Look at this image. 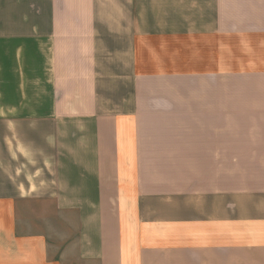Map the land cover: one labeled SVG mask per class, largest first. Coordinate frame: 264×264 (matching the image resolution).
Segmentation results:
<instances>
[{
	"label": "crops",
	"instance_id": "1",
	"mask_svg": "<svg viewBox=\"0 0 264 264\" xmlns=\"http://www.w3.org/2000/svg\"><path fill=\"white\" fill-rule=\"evenodd\" d=\"M0 207V264H264V0H0Z\"/></svg>",
	"mask_w": 264,
	"mask_h": 264
},
{
	"label": "rangeland",
	"instance_id": "2",
	"mask_svg": "<svg viewBox=\"0 0 264 264\" xmlns=\"http://www.w3.org/2000/svg\"><path fill=\"white\" fill-rule=\"evenodd\" d=\"M1 208V207H0ZM8 211L6 210V209H4V208H1L0 209V215H2V216H4V215H6V213H7ZM25 212H29V211H25ZM47 212H49V213H52V211H47Z\"/></svg>",
	"mask_w": 264,
	"mask_h": 264
}]
</instances>
